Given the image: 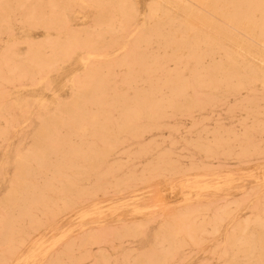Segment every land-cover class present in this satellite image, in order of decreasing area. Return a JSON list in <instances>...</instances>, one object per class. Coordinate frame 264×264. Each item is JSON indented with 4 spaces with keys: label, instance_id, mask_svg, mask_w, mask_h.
Returning <instances> with one entry per match:
<instances>
[{
    "label": "bare ground",
    "instance_id": "bare-ground-1",
    "mask_svg": "<svg viewBox=\"0 0 264 264\" xmlns=\"http://www.w3.org/2000/svg\"><path fill=\"white\" fill-rule=\"evenodd\" d=\"M203 111L244 119L174 136ZM168 118L169 148L144 143ZM261 118L264 0H0V264H191L208 245L197 264H264V176L244 168L264 165ZM231 189L247 196H215ZM65 212L77 237L30 242Z\"/></svg>",
    "mask_w": 264,
    "mask_h": 264
},
{
    "label": "rangeland",
    "instance_id": "rangeland-1",
    "mask_svg": "<svg viewBox=\"0 0 264 264\" xmlns=\"http://www.w3.org/2000/svg\"><path fill=\"white\" fill-rule=\"evenodd\" d=\"M244 119V117L241 116V114L237 112H226V111H216V112H208V111H203L200 113L195 114V118H185L181 117L180 119H177V126L179 127V131L174 133V136L178 137L179 135H184L188 136L189 135V130L191 129L192 122L193 121H198L200 124L206 126L208 129L213 128L214 125H219L222 126L225 129H237L238 125L241 124V121ZM260 120L264 121V118H261ZM174 120L172 119H167L165 121V127L160 128L159 130H154L151 131L147 134H145L144 138V143H148L149 145H158V146H163L159 150H164L169 148V143H170V138L173 136V133H170V127L171 125H175ZM264 136V134H262ZM177 143L180 145H177L176 148H170L172 149L176 154H184L183 152V142L176 140ZM124 147L122 151L130 152L134 151V146L131 145V142H125ZM166 147V148H165ZM179 163L182 164L183 167H185V164L187 163L188 159L185 157H179ZM117 161H120L121 163H128V167H133L136 165L137 170L140 169L145 163L148 161V157H140V158H126L125 155L119 154L117 157ZM229 164H232L233 161H229ZM231 168L237 170L238 168L231 165ZM247 169V171H251L255 176L261 177L262 175L264 176V165L258 166L255 165L254 163H250L249 166L244 167ZM240 173H245V172H235V176H242ZM251 181H246L244 184L248 187L253 186ZM163 188H153L156 191V194H159V197H161L162 201L167 203V206L170 208H174V206H177L180 203V200L182 199V195L179 193V191L176 189L175 192L171 193L169 188L165 186L164 184L162 185ZM249 189L250 192H248L250 195L254 196L257 194L256 188H247ZM251 189V190H250ZM3 188H0V195L2 192ZM241 192H237L234 189L228 190L226 192H220L217 193L215 196L221 200H228V199H233L236 197H244L247 196V194H240ZM211 194V193H210ZM145 195H149L148 193H145ZM143 203V202H141ZM145 204H148L149 202L146 201L144 202ZM216 202L215 204H217ZM106 204V203H105ZM143 211H147L145 208H141ZM105 212L108 214V210L105 208ZM120 214L122 215V218L125 219L126 221L132 222L133 220L136 219V216L134 213L130 211V209L122 210L120 211ZM114 216H106L105 221H106V228H114L115 223L113 222L112 219ZM77 223L78 219H76V213L75 212H65L61 217L56 218L52 220V228L48 226H44L39 232L32 234L30 236V242L34 239L41 238L43 240H49L51 237L57 233H60L62 231H66L69 229H73L72 232H69L68 237H77L78 236V231H77ZM90 225V224H89ZM152 227V226H150ZM219 234H222L220 232ZM150 244V241L146 238H141L137 240H123L121 242H115L112 244V246L108 249H103L107 253H113L117 251L119 248L121 250H140L143 247H146L147 245ZM113 247H116L115 249ZM95 248V247H94ZM219 249H211V246H206L203 249H185V252H193V253H198V255H195L193 257V260L191 264H197V258H204V254H209L212 251H216ZM95 252H93V256H96ZM16 258L13 257V260ZM87 264H93V263H87ZM207 264H216L214 261H211Z\"/></svg>",
    "mask_w": 264,
    "mask_h": 264
}]
</instances>
